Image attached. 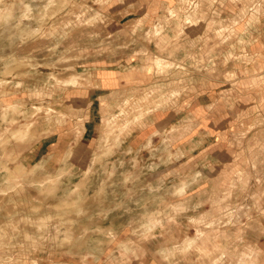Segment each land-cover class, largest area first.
Returning <instances> with one entry per match:
<instances>
[{
  "label": "rangeland",
  "instance_id": "rangeland-1",
  "mask_svg": "<svg viewBox=\"0 0 264 264\" xmlns=\"http://www.w3.org/2000/svg\"><path fill=\"white\" fill-rule=\"evenodd\" d=\"M120 2L0 0V264H264V157L198 177L180 126L205 69L264 132V0Z\"/></svg>",
  "mask_w": 264,
  "mask_h": 264
},
{
  "label": "crops",
  "instance_id": "crops-1",
  "mask_svg": "<svg viewBox=\"0 0 264 264\" xmlns=\"http://www.w3.org/2000/svg\"><path fill=\"white\" fill-rule=\"evenodd\" d=\"M141 1L126 2L122 0L120 4L114 6L110 13L117 18L114 22L116 26L120 27V25L126 24L128 28H132L134 25L135 27L145 28L146 26H139L137 23H140L139 20H142L147 14L156 12V5L142 4ZM170 1L164 0L165 7ZM130 14H138L140 17L125 20V17ZM154 21H156L155 17ZM193 40L189 35L181 40L180 56L182 60H186V64L190 60V45ZM202 45H204V41ZM171 53L166 52V55L171 57ZM186 72V78H189L191 75L188 71ZM181 73L185 76L183 71ZM122 77L118 71L110 69L106 76L110 81V85L108 84L109 86L106 89L115 87L116 85H111L115 82L119 85L123 84ZM196 78V81L187 79L188 88L186 92L184 90L180 99V104H182L181 128L184 130L197 127V132L188 136L184 148L181 149L182 152L186 153L183 155H186L187 159L181 166H189L195 161V167L192 166L189 172H196L198 177L201 174L204 177L205 172H212L214 174L213 179L216 182L217 180L220 181V175L216 176V173L253 172L254 169L250 168L249 158L251 159L253 156L264 157V152H262V149L264 150V132L249 133L245 139L242 137L237 138V134L235 135L233 131L238 133L244 130L243 124H248L252 119L247 117L246 110L261 108L260 104L255 101H245V104H242L239 102L240 100H237V95H231V93L236 92L233 83L227 85L221 83V80L210 79L206 75L205 69L198 72ZM222 85L227 87L222 89ZM191 88H194V90H188ZM237 107L242 108V112L239 114L237 113ZM144 137L145 133H141L135 140H145ZM257 146H260V148L257 149ZM173 172L174 170L170 174ZM219 187L220 185L217 188L219 189Z\"/></svg>",
  "mask_w": 264,
  "mask_h": 264
}]
</instances>
